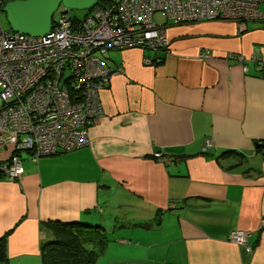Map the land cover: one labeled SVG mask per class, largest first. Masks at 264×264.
I'll return each instance as SVG.
<instances>
[{
	"label": "crops",
	"instance_id": "crops-1",
	"mask_svg": "<svg viewBox=\"0 0 264 264\" xmlns=\"http://www.w3.org/2000/svg\"><path fill=\"white\" fill-rule=\"evenodd\" d=\"M259 9L242 30L156 16L168 50L108 54L123 69L99 90L103 111L85 142L24 153L21 174L0 178L4 264H40L49 219L100 226L108 235L94 264H264V148L254 144L264 143V0ZM231 53L255 59L245 71Z\"/></svg>",
	"mask_w": 264,
	"mask_h": 264
},
{
	"label": "built area",
	"instance_id": "built-area-1",
	"mask_svg": "<svg viewBox=\"0 0 264 264\" xmlns=\"http://www.w3.org/2000/svg\"><path fill=\"white\" fill-rule=\"evenodd\" d=\"M5 1L0 0V7ZM259 1L102 0L86 9L81 19L59 12L41 35L0 25V150L10 145L0 159L4 177L21 174L20 153H12L14 148L27 150L35 160L85 142L91 122L101 114L99 90L123 69L108 65L106 51L132 47L166 51L167 21L221 18L242 30L245 21L262 17ZM156 11L163 12L165 23L156 21ZM227 57L240 62L245 71L247 60L255 59L242 54ZM209 144L205 138L203 146ZM242 232L233 229L229 237L240 241Z\"/></svg>",
	"mask_w": 264,
	"mask_h": 264
},
{
	"label": "trees",
	"instance_id": "trees-1",
	"mask_svg": "<svg viewBox=\"0 0 264 264\" xmlns=\"http://www.w3.org/2000/svg\"><path fill=\"white\" fill-rule=\"evenodd\" d=\"M101 1L102 0H98L97 3ZM65 9L66 8H63L59 12H66ZM118 65L122 66V62L119 61L115 63L113 65V68ZM100 105L102 114L103 110L101 99ZM94 121H92L91 124ZM9 148L10 145H7L5 149L2 148L0 150V159H3L2 157L7 156ZM13 152L20 153L19 159L21 163V159L24 155H22L21 152L28 151L22 149L18 150V148H14L12 150V153ZM221 154L238 155L240 156L239 159H242V157H244L242 152L235 149H223L221 151ZM28 157L32 159L29 155ZM37 158L35 160H37ZM1 164L2 161H0V165ZM4 176V172L0 168V178L7 179ZM40 227L43 231V236L41 237L42 241L39 243L40 264H94L97 253L103 247V244L107 241L106 237L108 235L103 229H100V226L98 227L97 225H87L81 221H60L59 219H49L41 222ZM7 232L8 230L4 231L0 235V258L5 261L6 256L4 249Z\"/></svg>",
	"mask_w": 264,
	"mask_h": 264
},
{
	"label": "water",
	"instance_id": "water-1",
	"mask_svg": "<svg viewBox=\"0 0 264 264\" xmlns=\"http://www.w3.org/2000/svg\"><path fill=\"white\" fill-rule=\"evenodd\" d=\"M98 0H7L0 7L10 29L31 35H41L50 28L53 11L60 4L67 8L88 9ZM255 145L264 143L255 142Z\"/></svg>",
	"mask_w": 264,
	"mask_h": 264
},
{
	"label": "rangeland",
	"instance_id": "rangeland-1",
	"mask_svg": "<svg viewBox=\"0 0 264 264\" xmlns=\"http://www.w3.org/2000/svg\"><path fill=\"white\" fill-rule=\"evenodd\" d=\"M63 8H66L65 10H66L67 14H69L71 16H75L77 18H81L83 16V14L86 12V10L83 9V8H67V7H64L63 5L60 4L59 6H57V8L55 9V11H53L52 16H51V19L57 20L58 17H59V11L62 10ZM153 16L155 18H156V16H160V17H162L160 20L164 21V18H163L164 17V14L161 11L155 13ZM0 25L5 30H9L10 29L9 28V24H8V22L6 20L5 13L3 11H0ZM115 50H118V49L108 50V51H106L104 53V55L105 56H108V54H110V57H111L112 54H114L115 52H117ZM24 153L26 154V152H21L22 155ZM248 161H249V158H247V162ZM4 262H5V260H2L0 258V264H4ZM10 264H21V261H18V260H16V259L13 258L11 260V263Z\"/></svg>",
	"mask_w": 264,
	"mask_h": 264
},
{
	"label": "flooded vegetation",
	"instance_id": "flooded-vegetation-1",
	"mask_svg": "<svg viewBox=\"0 0 264 264\" xmlns=\"http://www.w3.org/2000/svg\"><path fill=\"white\" fill-rule=\"evenodd\" d=\"M231 54H233V53H231Z\"/></svg>",
	"mask_w": 264,
	"mask_h": 264
},
{
	"label": "bare ground",
	"instance_id": "bare-ground-1",
	"mask_svg": "<svg viewBox=\"0 0 264 264\" xmlns=\"http://www.w3.org/2000/svg\"><path fill=\"white\" fill-rule=\"evenodd\" d=\"M15 180V179H14Z\"/></svg>",
	"mask_w": 264,
	"mask_h": 264
}]
</instances>
